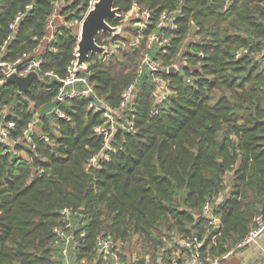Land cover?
Wrapping results in <instances>:
<instances>
[{"label": "trees", "instance_id": "1", "mask_svg": "<svg viewBox=\"0 0 264 264\" xmlns=\"http://www.w3.org/2000/svg\"><path fill=\"white\" fill-rule=\"evenodd\" d=\"M93 1L59 0L39 78L24 92L13 82L0 84V111L6 109L5 118L15 122L10 139L0 141V264H102L96 248L101 236L124 242L118 252L124 264H168L173 252L184 255L177 244L164 247L165 236L195 234L204 238V258L222 254L245 236L255 215L264 219V0H115L120 17L107 19L111 25L134 2L151 17L134 29L142 38L130 50L121 56L120 48L106 57L91 53L88 67L78 70L95 96L113 108L137 79L132 102L113 114V125L88 107L92 95L55 99L59 79L75 59L73 24ZM54 4L0 0L2 60L33 55L49 32ZM19 12L21 20L9 29ZM163 12L175 29L157 27ZM152 33L160 44L151 47L152 58L173 65L178 56L181 62L168 73L144 71L138 77L136 58ZM95 39L103 45L120 38L100 32ZM245 48L248 53L236 58ZM49 71L55 76L45 74ZM154 74L166 81L160 96L154 93ZM54 106L68 117L56 115ZM36 117L29 142L24 131ZM130 121L134 131L127 128ZM98 125L103 129L96 133ZM214 196H221L216 228L201 211ZM64 207L71 210L76 239L69 260L53 232L64 224ZM133 239L143 248L136 260L125 257ZM103 261L113 264L110 257Z\"/></svg>", "mask_w": 264, "mask_h": 264}, {"label": "built area", "instance_id": "2", "mask_svg": "<svg viewBox=\"0 0 264 264\" xmlns=\"http://www.w3.org/2000/svg\"><path fill=\"white\" fill-rule=\"evenodd\" d=\"M54 10L51 15L47 18L46 27L49 29V32L43 37L42 42H45L46 45L50 44L53 41V27L54 21L57 17V8L59 6V0H54ZM30 5L26 6L28 9ZM129 13H133L136 15V23L139 29L146 26L150 17L151 11L147 8L139 6L137 3L132 4V10ZM23 16V13L19 12L14 17L13 21L9 24V29H15L16 25L19 23ZM82 21V20H81ZM78 22V25H80ZM72 25V23H70ZM166 26L170 30L175 29L176 25L171 22V17L169 13L163 12L159 18L157 23V27ZM10 35L7 37V40L10 39ZM150 41L153 39L159 41L157 37L152 34L150 36ZM120 40H108L105 44L107 46L106 53L104 55L98 54L99 56L106 57L114 54L121 46ZM137 41H134L132 45H135ZM169 42L168 38H163L162 43ZM6 43V41H5ZM45 46L40 44L36 50L33 52V55L25 54L23 57L18 58L14 61H4L2 60V53L3 48L0 51V72L2 73V77L0 78V84H2L6 78L10 74H17L18 76H25L27 73L31 71L37 72L40 76L41 69V52L45 49ZM264 45V41H263ZM248 53V48L238 50L235 54V57ZM75 59L70 62L67 67V75L63 78H60V86L58 89V93L56 95V101L58 103H63L66 99L83 96V97H90L93 96L94 99L90 101L88 107L93 109L94 111H102L103 115L109 120L110 124L113 125L114 119L113 114L118 115L121 111H123L133 100L134 91L137 84V79H135L132 83H130L121 94V101L118 107H111L109 106L103 97H97L94 94L93 86L90 83L86 74H81L78 69L74 70V63L76 61V50L74 51ZM87 63V62H86ZM88 64V63H87ZM175 67L174 65H166L160 67V65L149 55L145 54L141 62L137 66V76L139 77L144 71H150L152 73L163 70L165 73L171 71V68ZM176 68V67H175ZM86 69V68H85ZM47 75L55 76V74L51 71L45 72ZM166 81L163 80V84L165 85ZM52 111L59 117L66 119L68 116L67 114L61 110L58 106H54ZM154 114V111H153ZM38 118L36 117L29 127L24 131V137L31 142V135L34 133V129L32 128L35 123L37 122ZM15 127V122L13 120H9L5 118L4 111H0V141H8L10 139L11 130ZM130 131H134L133 123L130 121L127 127ZM102 126L98 125L94 128L96 133L102 131ZM21 139L17 138L12 140V143H17ZM33 148L35 147L34 144L31 145ZM221 201V196H214L208 198L202 205L201 211L204 215L207 224L210 227L216 228L219 224V219L214 213L215 207ZM61 215L65 218L64 224L62 226H55L53 228V232L61 241L60 245V252L61 254L68 258L70 251L75 247L76 239L72 231V223H71V210L68 207H64L60 210ZM264 233V219L261 215H255L252 218V224L248 229L245 236L237 241L235 245L220 255L204 258L201 252V248L204 244V238L199 237L198 235L192 234L191 236L187 237H177L176 244L178 248L184 250V257L180 256L178 251L173 252L170 256L168 264H221L224 260L230 257L234 252L256 244L258 238ZM79 236H84V231L79 233ZM124 246V242L121 240H116L112 237H98L96 241V248L103 260H107L109 257L112 259L113 264H124L123 261L119 260L118 252L121 251L122 247ZM94 262V261H93ZM92 262V264H93ZM68 263V262H67ZM264 264V263H263Z\"/></svg>", "mask_w": 264, "mask_h": 264}, {"label": "water", "instance_id": "3", "mask_svg": "<svg viewBox=\"0 0 264 264\" xmlns=\"http://www.w3.org/2000/svg\"><path fill=\"white\" fill-rule=\"evenodd\" d=\"M115 0H94L92 6L87 10L84 18L79 25L78 41L76 48V61L74 70L85 69L89 64L86 60L89 54L104 55L107 50L106 45H101L96 42V35L100 32L108 33L111 36L118 34L121 31V25H111L107 19H119L120 13L114 6ZM175 67L171 68L173 71ZM39 75L35 71L27 73L25 76L10 74L7 82L16 84L19 92H24L28 89L31 82L38 79Z\"/></svg>", "mask_w": 264, "mask_h": 264}, {"label": "rangeland", "instance_id": "4", "mask_svg": "<svg viewBox=\"0 0 264 264\" xmlns=\"http://www.w3.org/2000/svg\"><path fill=\"white\" fill-rule=\"evenodd\" d=\"M92 3H91V6H92ZM127 14L124 15V17L121 19V21L119 23L121 25V31L118 33L119 38H120L118 40H120L122 42H121L120 49L118 50V56H121L122 53L127 52L128 50H130L132 44L134 43V41H137L136 44H138L140 42L141 38H142V34L140 35V30H138V32L134 31V29L137 27L136 15L133 14V13L128 14V15ZM73 30L76 31V32L77 31L79 32L78 22L77 23L74 22ZM152 34H154V33H152ZM152 34H150V35H148L146 37V39H145V42H146L145 43V48H143L137 55L136 59L139 61V63L141 62V60L143 59V57H144V55L146 53L149 54L151 57H153L150 54V52H149L151 50V47H153V46L159 47L160 46L159 41H157L155 39L150 41L151 40L150 36ZM187 39L188 40L192 39V36L189 35ZM196 39H198V38L196 37ZM156 41H157L158 44L155 45L154 43ZM41 44H42V46L46 45L45 42H42ZM103 45H105V44H103ZM171 60H172L171 62L173 63V65L175 67L177 65H179V63L181 62L180 58H178V56L174 57ZM155 61L160 65V67L168 65V64H164V61L160 57L158 59H156ZM154 76H155V77H153V80H154V83H155L154 93L156 94V96H160L163 93V91L165 90L164 89L163 80H162V78H160L158 76V74H154ZM137 88H138V86H137ZM4 112L6 113L7 110L5 109ZM32 128L35 130L36 126L34 125ZM17 153H18L19 156H22V157L25 156V152L23 150L17 151ZM230 175L231 174H227L225 179H224V182H225L226 186L229 184ZM155 233L158 235L159 234L158 230H155ZM164 238H165L164 247H168V248L174 249L175 246H176L177 237H173V238L170 239V237H166L165 236ZM142 254H143V248H142L141 243H139V242L136 243V241L133 239L130 242L129 247L127 249L126 256H125L126 259L132 258L134 256H139L140 257ZM147 258H148V256H147ZM68 260H69V258H68ZM77 264H92V262H77ZM103 264H109V263H103Z\"/></svg>", "mask_w": 264, "mask_h": 264}, {"label": "crops", "instance_id": "5", "mask_svg": "<svg viewBox=\"0 0 264 264\" xmlns=\"http://www.w3.org/2000/svg\"><path fill=\"white\" fill-rule=\"evenodd\" d=\"M182 257H184V255H182ZM136 259L137 256L131 258V260H136ZM145 259L148 260L147 257H145ZM103 263L105 262L102 260V264ZM263 263H264V233L258 238L256 244L244 247L234 252L230 257H228L226 260L221 262V264H263Z\"/></svg>", "mask_w": 264, "mask_h": 264}]
</instances>
